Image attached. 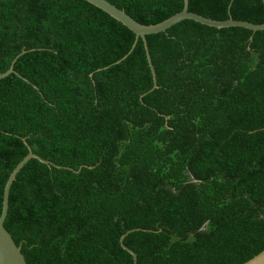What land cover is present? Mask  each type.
Returning <instances> with one entry per match:
<instances>
[{
  "label": "trees",
  "instance_id": "1",
  "mask_svg": "<svg viewBox=\"0 0 264 264\" xmlns=\"http://www.w3.org/2000/svg\"><path fill=\"white\" fill-rule=\"evenodd\" d=\"M108 1L144 25L184 7ZM189 11L264 23L263 0ZM135 40L84 0H0V73L20 74L0 79V216L30 150L56 165H24L4 226L28 264H133L132 230L137 264H243L264 250V30L147 36L154 90L142 39L118 62Z\"/></svg>",
  "mask_w": 264,
  "mask_h": 264
},
{
  "label": "water",
  "instance_id": "2",
  "mask_svg": "<svg viewBox=\"0 0 264 264\" xmlns=\"http://www.w3.org/2000/svg\"><path fill=\"white\" fill-rule=\"evenodd\" d=\"M88 2L89 4L97 7L98 9L102 10L106 14H108L110 17L113 19L117 20L124 26H126L128 29H130L135 35H136V40L129 51L127 55H125L121 60L118 62L122 61L125 59L129 54L132 53L133 49L137 45L139 39L143 40L147 59L149 66L151 68V72L153 75V80H154V86L152 90L157 88V78H156V71L154 69L153 63H152V58L150 55L149 47H148V42H147V36L153 35V34H158L160 32H164L170 27L174 26L175 24L183 21V20H192L197 23H200L202 25H206L209 27H214V28H229V27H241L245 28L248 30H251L253 32L257 31H263L264 30V23L263 24H255L251 23L248 21H242V20H234L233 18H229L228 20H214L210 19L207 17H204L202 15L196 14L194 12L189 11V0H184V7L181 12L173 15L172 17L164 20L161 23L154 24V25H144L136 21L133 17H131L128 13H126L125 10L120 9L113 3H111L108 0H84ZM264 3V0H263ZM26 53V51H23L22 54ZM22 54H20L18 57H20ZM18 58H16L13 63L11 64L10 68L4 72L0 73V79L5 78L11 74H16L20 76L18 72L15 71L14 69V64L17 61ZM26 81H28L26 78H24ZM146 94H143L145 96ZM38 159L42 163L45 164H50V165H55L54 163L45 160L41 156L35 154L33 151L30 150L29 154L15 167V169L12 171L10 174L6 185L4 189V196H3V207H2V213L0 216V264H28L22 251L21 247L18 246L13 239L12 235L10 232L6 229L4 226L5 220L7 218L8 210H9V196H10V190L13 182L16 179V176L20 172V170L24 167V165L31 159ZM56 166V165H55ZM77 172H80L77 171ZM138 230V229H136ZM135 230L129 231L126 233L124 236L121 238V244L122 246L131 253V255L134 258V263L137 264V254L130 248H128L126 245H124V239L125 237L130 233ZM243 264H264V250L260 252L258 255L254 256L252 259L246 261Z\"/></svg>",
  "mask_w": 264,
  "mask_h": 264
}]
</instances>
